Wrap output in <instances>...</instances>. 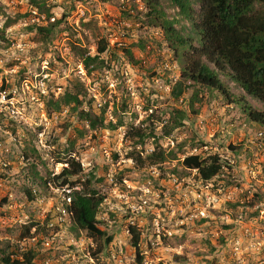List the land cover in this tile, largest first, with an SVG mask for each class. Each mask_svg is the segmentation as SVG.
<instances>
[{
  "label": "rangeland",
  "instance_id": "1",
  "mask_svg": "<svg viewBox=\"0 0 264 264\" xmlns=\"http://www.w3.org/2000/svg\"><path fill=\"white\" fill-rule=\"evenodd\" d=\"M122 1L85 0L67 21L78 25L87 12L84 21L96 20L111 46L125 47L138 41L143 31L132 21L122 20ZM0 9L7 16L31 12L28 0H0ZM53 13L58 18L62 10L57 7ZM31 14L7 28L6 40H0V230L35 228L51 219L47 225L57 231L40 246L10 237L13 246L19 251L29 245L36 247L41 255L35 264H264V130L215 91L202 92L193 113L186 92L178 103L186 111L185 126L165 136L163 124H157L154 133L163 149L185 143V153L161 165L140 166L134 157L144 159L152 152L154 140L147 139L144 148L135 145L127 137L130 123L139 126L151 113L143 110L147 97L156 101L155 110L176 106L170 90L178 79V68L165 62L157 68L159 77L150 80L141 69L123 61L118 69L88 76L70 54L63 34L49 52H42V46L33 41L34 33L25 31L38 22L35 13ZM5 17L0 15V27ZM124 28L132 31L128 34ZM87 39L94 53L91 36ZM135 54L149 68L156 64L159 53ZM75 85L87 99H93L97 113L107 104L105 121L113 125L117 123L115 106L120 114L118 103L125 90L129 92V110L120 114L124 125L88 131L78 138L72 126L65 128L69 123L75 125V116L67 110L47 117L44 102L49 94L57 98L67 89L76 90ZM249 103L260 108L254 100ZM72 140V157L79 159L84 172L94 174L92 184L103 197L100 228L112 237L97 258L92 256L96 250L93 239L84 232L72 234L69 219L59 217L61 189L38 183L32 189V200L21 189V173L28 163H35V171L44 179L48 170L60 173L66 165L59 161ZM191 154H216L225 162L224 168L203 182L194 170L181 166L183 157ZM130 227L140 232L139 259L131 244ZM4 239L0 234V241Z\"/></svg>",
  "mask_w": 264,
  "mask_h": 264
},
{
  "label": "trees",
  "instance_id": "2",
  "mask_svg": "<svg viewBox=\"0 0 264 264\" xmlns=\"http://www.w3.org/2000/svg\"><path fill=\"white\" fill-rule=\"evenodd\" d=\"M89 1L93 3L109 0ZM83 2L85 0H66L63 3L28 0L31 12L14 16L5 15L0 9V15L6 16L0 27V40H6L4 34L7 28L23 17L32 16L31 13L34 12L38 22L26 26L25 31L34 33L33 41L42 46V52H49L54 42L63 34L70 54L81 64L88 76L112 67L118 69L124 61L138 70L141 69L152 80L159 77L157 68L165 62L175 65L179 76L171 85L170 96L175 100L176 106L155 110L156 101H150L147 97V105L143 110L151 113L139 126L130 123L127 137L135 145L144 148L147 139L154 140L152 152L147 153L144 159L137 154L134 157L140 166L145 163L150 166L161 165L166 160H178L185 153V143L168 151L163 149L154 133L157 124H163L162 132L165 136L185 126L186 111L178 103L186 92L193 113V105L201 101L200 94L204 91H215L227 104L239 107L247 121L264 130V0H123V7L120 9L122 20L132 21L137 26L136 29L143 32L138 36V41L125 47L120 45L119 48L111 46L108 39L103 37L96 20L84 21L88 16L87 12L83 13L78 25L67 21ZM57 7L62 10L58 18L53 13ZM124 30L128 34L132 31L129 28ZM89 35L95 47L94 53L86 42ZM83 40H86L85 43ZM136 51L141 54L159 53L156 64L145 68L143 62L137 58ZM75 86L76 90L67 89L57 98L53 93L49 94L44 102L47 117L51 118L67 110V113L75 116V125L69 123L65 128L72 126L78 138H83L88 131L97 132L110 127L116 129L124 125L121 118L123 115L120 114L129 110V92L125 90L118 103L120 114L115 106L113 115L117 118V123L113 125L110 121L107 124L105 121L107 104L97 113L92 108L93 99H87L83 90ZM250 99L258 102L260 108L251 105ZM132 115L135 117V113ZM73 145L72 140L64 150L63 159L59 162L66 167L56 175L48 170L47 178L44 179L35 171V163L26 164L27 169L21 173V189L29 200L33 199L32 189L38 183L44 187L50 183L52 188L70 190L69 231L75 235L84 232L92 238L96 244L92 256L97 258L110 244L112 237L100 228L98 214L103 197L97 194L92 184L94 174L91 171L84 172L79 159L72 157ZM200 145L206 146L202 141ZM229 148L233 151L237 149L232 146ZM31 150L36 152L34 147ZM24 155L28 158L26 151ZM40 162L44 164L43 161ZM224 164L216 154H191L184 156L181 161L184 169L194 170L197 178L203 182H208L220 174ZM82 175L84 179L81 178ZM5 200L2 202L5 203ZM50 220H46L43 226L36 225L34 233L31 232L33 225L19 229H1L0 234L5 239L0 241V264H35L41 255L36 247L29 245L19 251L11 243L10 237L17 238L20 242L24 239L23 243L33 241L40 246L57 231L55 227L47 225ZM128 232L139 259L140 232L135 227H130Z\"/></svg>",
  "mask_w": 264,
  "mask_h": 264
},
{
  "label": "built area",
  "instance_id": "3",
  "mask_svg": "<svg viewBox=\"0 0 264 264\" xmlns=\"http://www.w3.org/2000/svg\"><path fill=\"white\" fill-rule=\"evenodd\" d=\"M62 193H64V195L62 197L61 207L57 208V212L60 218L63 217L69 219L70 213L68 210V206L71 204V200L69 196L70 190H62ZM31 232L32 233L35 232L34 227L31 229ZM22 241H24V239Z\"/></svg>",
  "mask_w": 264,
  "mask_h": 264
}]
</instances>
